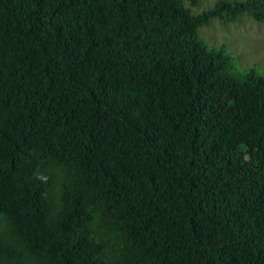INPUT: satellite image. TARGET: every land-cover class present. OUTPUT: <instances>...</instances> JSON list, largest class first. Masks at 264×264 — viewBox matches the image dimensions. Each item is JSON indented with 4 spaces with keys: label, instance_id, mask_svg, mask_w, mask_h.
<instances>
[{
    "label": "trees",
    "instance_id": "trees-1",
    "mask_svg": "<svg viewBox=\"0 0 264 264\" xmlns=\"http://www.w3.org/2000/svg\"><path fill=\"white\" fill-rule=\"evenodd\" d=\"M201 2L0 0V264H264V73L200 35L264 0Z\"/></svg>",
    "mask_w": 264,
    "mask_h": 264
},
{
    "label": "rangeland",
    "instance_id": "rangeland-1",
    "mask_svg": "<svg viewBox=\"0 0 264 264\" xmlns=\"http://www.w3.org/2000/svg\"><path fill=\"white\" fill-rule=\"evenodd\" d=\"M214 1L202 0L200 6H210ZM241 19L229 25L213 22L201 28L200 35L211 46H225L240 67H256L264 73V26Z\"/></svg>",
    "mask_w": 264,
    "mask_h": 264
}]
</instances>
